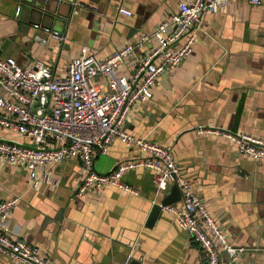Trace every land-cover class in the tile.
Wrapping results in <instances>:
<instances>
[{
    "label": "crops",
    "instance_id": "0c3cea01",
    "mask_svg": "<svg viewBox=\"0 0 264 264\" xmlns=\"http://www.w3.org/2000/svg\"><path fill=\"white\" fill-rule=\"evenodd\" d=\"M22 1L0 0V57L20 66L40 62L63 76L83 48L105 60L152 33L189 0H38L50 10L58 7L61 19L50 21L51 30L29 25L23 9L19 19ZM76 1L86 9L74 16ZM120 8L131 17L119 14ZM52 32L63 34L65 42L41 46L33 40ZM156 46L152 40L137 50L119 73L130 77L138 58ZM100 83L106 90V80ZM0 96H5L1 90ZM133 115L124 130L170 147L229 242L248 250L235 264H264V162L239 154L225 136L237 132L264 139V0L260 6L238 2L206 15L190 57L160 76L153 99L137 105ZM0 138L27 141L1 127ZM146 157L114 140L107 155L95 159L94 170L108 174L119 163ZM51 172L59 183L34 189L25 171L0 165V201L19 198L9 220L11 237L40 247L54 264H203L201 247L172 215L163 213L152 228L146 226L153 206L165 198L152 171L136 169L124 176L139 196L108 187L82 198L75 196L82 178L78 160ZM0 264L20 263L0 255Z\"/></svg>",
    "mask_w": 264,
    "mask_h": 264
},
{
    "label": "built area",
    "instance_id": "2783aa9c",
    "mask_svg": "<svg viewBox=\"0 0 264 264\" xmlns=\"http://www.w3.org/2000/svg\"><path fill=\"white\" fill-rule=\"evenodd\" d=\"M238 2L260 6L262 0H189L181 2L169 20L155 30L142 34L138 42L127 45L105 60H97L83 48L63 76H56L49 66L37 62L19 66L12 59L0 57V127L25 138V142L0 138V165L10 166L28 174L31 187L57 185L51 170L71 159L80 163L82 175L75 196L82 198L89 190L97 192L108 187L131 195L140 192L123 181L136 169L150 170L158 194L166 195L169 187L181 192L180 205L162 206L164 214L172 215L175 223L191 241L202 249L203 264H235L248 250L232 245L225 231L193 190L191 183L175 161L172 150L136 138L124 130L134 119L137 105L153 99V88L167 70L178 68L193 52L198 26L208 14ZM86 9L76 1L72 15ZM119 14L131 17L124 8ZM36 29L40 27H35ZM34 42L47 46L51 40L64 43L63 34L52 32L48 37L36 35ZM152 40L156 47L146 51L130 77L119 73L136 51ZM104 79L107 89L101 87ZM203 130H200L202 132ZM241 155L264 162V139L246 133L226 132ZM114 140L145 153L146 158L122 162L108 174L94 170V161L107 155ZM19 198L0 201V255L20 264H54L42 256L38 246L22 239H13L9 220Z\"/></svg>",
    "mask_w": 264,
    "mask_h": 264
},
{
    "label": "water",
    "instance_id": "95a60500",
    "mask_svg": "<svg viewBox=\"0 0 264 264\" xmlns=\"http://www.w3.org/2000/svg\"><path fill=\"white\" fill-rule=\"evenodd\" d=\"M49 1L50 0H47V2ZM38 2H39L38 0H23L21 3V7H19V10L17 12L18 18L20 17L21 10L23 9L24 11H26V14L28 15L27 23L29 25H32L34 27H42L47 30H51V28L43 26L44 24L34 21L33 18L35 16L43 20H50V21L61 19L60 13L58 12V7H56L54 10H50L49 3L39 5ZM5 45L3 46V48L5 47ZM0 55H1V52H0ZM181 200H182V195H181L179 188L177 186L171 187V189H169V191L166 193L165 198L159 204H155L153 206L151 213L148 217L146 226L148 228H152L155 225L156 221H158V219L161 218L163 213L161 211L160 204L162 206H169L173 204L180 205ZM130 264H140V263L136 260H133Z\"/></svg>",
    "mask_w": 264,
    "mask_h": 264
},
{
    "label": "rangeland",
    "instance_id": "374dc122",
    "mask_svg": "<svg viewBox=\"0 0 264 264\" xmlns=\"http://www.w3.org/2000/svg\"><path fill=\"white\" fill-rule=\"evenodd\" d=\"M23 17L22 18H24L25 16H26V11H24L23 12ZM34 21H36V22H38V23H42L43 22V24L46 26V27H48V28H51V26H52V23H50V20H43V19H41V18H39V17H35L34 16ZM20 66V65H19ZM23 67V66H22ZM169 189H171V186L169 187Z\"/></svg>",
    "mask_w": 264,
    "mask_h": 264
}]
</instances>
